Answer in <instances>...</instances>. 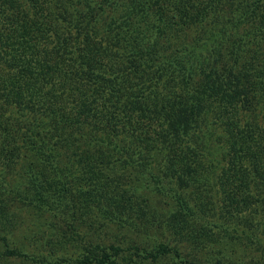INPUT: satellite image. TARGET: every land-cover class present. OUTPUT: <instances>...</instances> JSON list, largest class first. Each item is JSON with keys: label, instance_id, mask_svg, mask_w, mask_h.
Segmentation results:
<instances>
[{"label": "trees", "instance_id": "obj_1", "mask_svg": "<svg viewBox=\"0 0 264 264\" xmlns=\"http://www.w3.org/2000/svg\"><path fill=\"white\" fill-rule=\"evenodd\" d=\"M105 1L0 0V229H14L11 203L38 218L70 210L73 222L100 202V218L122 223L142 190L166 199L193 255L162 244L152 258L264 264V49L250 67L242 59L264 44V0L174 48L160 44L174 35L160 27L184 0H171L173 14L169 0ZM225 2L197 0L195 23ZM254 16L256 26L231 34ZM67 226L37 258L0 234V264H103L118 254ZM252 248L258 258L246 256ZM117 261L107 264H136Z\"/></svg>", "mask_w": 264, "mask_h": 264}, {"label": "rangeland", "instance_id": "obj_2", "mask_svg": "<svg viewBox=\"0 0 264 264\" xmlns=\"http://www.w3.org/2000/svg\"><path fill=\"white\" fill-rule=\"evenodd\" d=\"M60 1L67 2L68 0ZM74 1L76 2V0ZM169 1L170 3H166V9L170 11V14H173L175 13L172 9L173 4H171V0ZM96 2H102L105 4L106 1L96 0ZM251 2L252 0H226L225 3H222L221 6L215 10V16L212 19V23L209 22L212 21L210 18H208L207 21L204 20L202 22L200 20L199 23H195L194 16H196V11L194 6L197 3V0H194L193 6L187 0H184V4L177 5L178 8H176V17L172 18L170 24L171 26L160 27L163 28V30H168L167 32L171 31L174 34L161 38L162 41H160V44L169 45L171 48H174L176 44L182 40L190 41L198 35L205 33V31L209 28H212L215 22H219L223 17L229 18L230 16L235 19L236 8L244 5V3L247 5ZM149 12L152 13L150 18L151 21L154 13H156V9H150ZM109 15H112V13L111 10L107 9L105 14L102 16L101 22ZM257 24V16L251 17L246 21V23H235L233 26H238L239 28L237 30H233L231 34L234 36L236 34L243 33L245 30L248 32L250 28L256 26ZM154 25L156 28L159 27L157 20H155ZM58 27L60 29V26ZM61 30L63 29L61 28ZM228 43L229 40L227 39L223 43L224 45L221 46L222 51L225 53L229 48ZM160 44L158 43V46L156 45L157 49L155 50L157 53L161 52L162 47ZM261 49H264V44L262 46L261 44L251 46V49H249L246 55L242 58L246 67L249 66L248 62H251L250 64H252L257 61V55ZM21 188L25 189V186L21 185ZM135 196V202L137 204H141V206L133 205L130 209L132 210L131 213L127 216V220H122V223L118 221L111 222L100 218L98 216V212H96V208L97 206H100V202L99 205L93 203L91 205H87L86 208H79L75 214L76 217L73 218V222H71L72 218L70 210L65 215H61L60 213L55 216L48 214L42 218H38L33 217L28 213L27 206H21L18 203H11L9 204L8 209L10 208L15 211L7 219L15 223L14 229L12 231H9L8 229H0V234L6 238L8 237L9 246L20 249L25 253L32 254L34 257H36L39 251L43 248L42 242L49 240V235L53 231H67L69 230V226L67 225H74L76 228H74L73 231L77 235L75 233L73 235L81 237L86 241H91L93 244H99L101 248L105 246L107 251H110V246L118 248V254H112V249L109 252L112 257L106 259L103 264H107L109 260H116V262H118L117 260H120L121 258H126L130 260V262L132 261L136 264H184L182 259L176 257L173 252L164 256L160 255L156 259L152 258L150 254L155 253L162 244H167L171 247V249L178 250L184 259L190 260L193 258V255L188 252L189 249H191L190 244L181 242V238L175 233L173 225L169 223L167 215L171 213V206H168V203L165 201L166 199L149 191L146 192L142 190L141 193L137 195L135 194ZM7 197L8 196L5 198ZM144 198H149L148 200L150 201L146 203ZM154 203L158 204L157 211L151 207ZM148 205H150V207ZM160 207L163 208V210H161ZM71 231L69 230L68 233H71ZM32 241H36L34 247L31 245ZM0 248H4L2 238L0 239ZM244 252L246 256H251L252 259L258 258L254 254V248L247 251L244 250ZM32 258L33 257H29L27 260H24V258L17 257L13 259L12 264L42 263L41 261H33ZM48 259H50L51 262H55L57 260L55 255L49 256ZM245 259L246 260L244 261L246 262L249 257ZM229 262L230 261H226V264Z\"/></svg>", "mask_w": 264, "mask_h": 264}]
</instances>
